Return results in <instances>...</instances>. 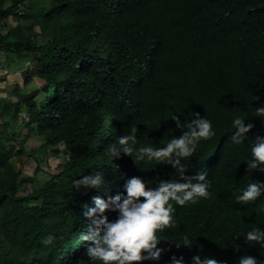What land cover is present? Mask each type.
Returning <instances> with one entry per match:
<instances>
[{"label":"trees","instance_id":"1","mask_svg":"<svg viewBox=\"0 0 264 264\" xmlns=\"http://www.w3.org/2000/svg\"><path fill=\"white\" fill-rule=\"evenodd\" d=\"M258 7L264 13V0H0V61L2 54L6 58L1 65L13 72L23 66L25 85L44 83L17 94V102L0 98V264H19L18 255L27 248H33L30 264H97L76 262L73 250L84 252L87 246L78 242L72 249L65 235L71 220L77 227L72 233L90 223L81 214V194L49 193L51 182L41 180L45 194L58 202V208L48 204L42 212L21 203L31 196L17 197L33 182L19 180L13 161L25 154L10 145L21 138L22 128L46 142L65 140L72 159H78L101 152L95 144L104 139L102 120L115 137L135 126L141 144L161 147L176 123L168 117L158 132L159 123L169 114L195 112L205 114L224 138L227 162L207 172L209 200L175 206L177 226L161 233L167 240L162 244L173 250V234L191 231L202 213L215 244L222 233L220 247L229 256L264 261V247L247 242L243 227L246 218L249 230H264L262 209L244 211L225 201L231 188L253 177L249 142L264 133V117L254 111L264 106V20ZM22 111L28 121H19ZM237 115L254 124L240 145L230 140ZM44 151L35 148L29 155ZM259 174L264 184V171ZM49 235L54 242L44 245ZM166 259L164 251L160 260L143 264Z\"/></svg>","mask_w":264,"mask_h":264},{"label":"clouds","instance_id":"2","mask_svg":"<svg viewBox=\"0 0 264 264\" xmlns=\"http://www.w3.org/2000/svg\"><path fill=\"white\" fill-rule=\"evenodd\" d=\"M258 14L263 22L264 13L260 7ZM1 56L3 61L0 62V71L4 74V86L1 87L3 83L0 81V92L4 95H0V98L7 102H17V94H29L32 89L43 86L44 83L38 85L35 80L25 85L24 77L20 75L13 80L16 82L14 88L7 90L5 87L10 74L1 65L6 60L4 54ZM20 78L23 81L20 82ZM42 91L46 93L48 86L45 85ZM13 93L16 98L11 99ZM97 95L95 100L99 101ZM254 111L256 117H264V106ZM22 113L25 115L22 116ZM168 117L176 123V130L161 139L166 140L161 147L141 144L135 126L131 127L129 133L115 137L102 120L101 135L104 139L97 140L95 144V147L101 148V152H88L85 157L78 159H72L65 140L46 142L28 128H22L28 134L20 132L21 138L12 140L19 147L12 145V142L10 145L19 151L21 146L25 154L18 160L13 158V161H18L16 168L20 172L19 180L33 182H27L17 197L31 196L29 202L21 203L28 208L38 206V212H42L48 204L58 208V202L45 194L41 180L51 182L47 185L49 193L60 192L68 197L81 194L78 203L82 209L81 214L90 223L75 233H72L73 228L77 229L73 226L74 220L70 221L71 226L65 228L72 249L78 242L87 246L84 252L73 250L76 262L90 260L97 264H143L148 260H160L166 251L167 259L156 264H264V261H257L248 255L229 256L220 247L222 233L217 236L219 243L215 244L202 213H199V219L191 231L173 234L171 245H176L173 250L162 244L167 240L162 239L161 233L177 226L175 206L186 207L209 200L211 182L207 180V172L213 166L220 168L227 162L225 140L216 135L212 122L205 114L195 112L186 117L169 114L157 126L158 132L163 131ZM21 118L28 121L25 111L20 114V122ZM245 121V115H237L232 121L236 131L230 140L235 145L243 144L245 138H248L247 134L254 128V124L246 125ZM33 137L38 138V145L31 149L24 146L26 140ZM23 139L26 140L23 142ZM40 147L45 151L29 155L32 150ZM196 156L201 157L193 165L187 164ZM28 166L34 167L29 169ZM247 166L253 177L241 188H231L225 194V201L244 211L262 209L264 214V184L259 182L262 176L259 173L264 171V133L249 142ZM142 172L143 176L140 175ZM113 217H116L115 220H112ZM245 219L243 227L248 230L245 233L246 241L264 247V230L259 227L249 230ZM54 239L49 235L42 243L52 245ZM160 244L162 248L158 247ZM32 250L27 248L18 255L19 264L31 263ZM247 251H251L249 247Z\"/></svg>","mask_w":264,"mask_h":264},{"label":"rangeland","instance_id":"3","mask_svg":"<svg viewBox=\"0 0 264 264\" xmlns=\"http://www.w3.org/2000/svg\"><path fill=\"white\" fill-rule=\"evenodd\" d=\"M12 26H15L16 24H11ZM1 62V61H0ZM17 68H18V70L16 71V72H13V69L12 68H10V67H7V66H5V70L7 71V72H9V74H10V77L7 79V81H8V83H7V85H6V89L7 90H12L13 88H14V84L16 83V82H14L13 80H16V79H18L19 78V76L21 75V72H22V69H23V66H18L17 65ZM0 77H1V82L3 81V78H4V74H3V72L2 71H0ZM21 79V78H20ZM13 81V82H12ZM21 81H23L22 79L20 80V82ZM35 82L38 84V85H40V84H43V82H41V81H39V80H35ZM3 83V82H2ZM4 86V83H3V85L1 86V87H3ZM6 90V91H7ZM0 95L1 96H3L4 95V93H1L0 92ZM11 97V94H10V96H9V98ZM13 97H15L16 98V95L13 93V95H12V97H11V99L13 98ZM25 114L24 113H22V116H24ZM22 134H24V135H26V134H28V131L27 130H21L20 131ZM23 135V136H24ZM12 145H16V147H19V144L18 143H16V142H12ZM38 145V138L37 137H33V138H30V139H28V140H26V143H24V146H27L28 148H33V147H35V146H37ZM60 147H62V146H60ZM56 162H58V160L56 161ZM29 167V169L30 168H33L34 166H28Z\"/></svg>","mask_w":264,"mask_h":264},{"label":"water","instance_id":"4","mask_svg":"<svg viewBox=\"0 0 264 264\" xmlns=\"http://www.w3.org/2000/svg\"><path fill=\"white\" fill-rule=\"evenodd\" d=\"M45 90H46V88H45Z\"/></svg>","mask_w":264,"mask_h":264}]
</instances>
